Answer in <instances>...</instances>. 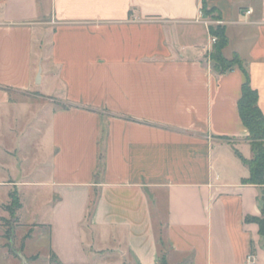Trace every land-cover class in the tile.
Returning a JSON list of instances; mask_svg holds the SVG:
<instances>
[{
  "label": "crops",
  "instance_id": "crops-1",
  "mask_svg": "<svg viewBox=\"0 0 264 264\" xmlns=\"http://www.w3.org/2000/svg\"><path fill=\"white\" fill-rule=\"evenodd\" d=\"M205 1L220 11L224 55L244 60L264 114V0ZM202 6L0 0V209L8 212L14 186L50 192L39 223L49 264H160L163 255L169 264H264L251 220L262 191L244 183L250 170L237 153L253 157L238 107L246 75L213 68V20ZM11 91L66 105L36 102L49 116L44 130L40 112L32 121L40 179L22 166L26 104ZM19 252L0 225V264H22Z\"/></svg>",
  "mask_w": 264,
  "mask_h": 264
},
{
  "label": "rangeland",
  "instance_id": "rangeland-1",
  "mask_svg": "<svg viewBox=\"0 0 264 264\" xmlns=\"http://www.w3.org/2000/svg\"><path fill=\"white\" fill-rule=\"evenodd\" d=\"M218 23V21L213 20L212 24L216 25ZM11 95L14 100L26 104V107L18 112L19 118L22 119L21 126L25 133L23 139L18 137L19 140H22L20 142L22 149L19 153L24 156L22 166L27 170L26 177L31 180L40 179L41 175L39 177V174L37 172L34 173V171L39 165L38 160L35 158H38L37 156H39L38 143L40 142L39 136L40 134L42 135V133L36 132L37 126L35 124L33 125L32 121L37 119V114L40 112V118L45 121L42 123L40 129L44 130L48 125L49 116L47 115V112L45 113L44 111L37 110L36 102L39 101L43 104L46 102H51L57 108L66 105L56 97H51L52 100H50V98H36L31 94H23L14 91H11ZM14 140L17 142V139ZM7 142L8 144L10 143V145L12 144L10 141ZM18 156L19 155L17 154V157ZM11 173L13 176L17 177L20 175L18 169L16 171L12 169ZM100 176L101 175H98V180L100 179ZM14 190L20 194L23 208L19 211V220H16V218L9 212H5L4 210L0 209V214L7 217L0 221L2 232L5 234L9 228L11 229V234L8 237L4 236V242L8 245V248L11 250V252L12 250H14V252H18L23 246L22 252L25 256H29L30 253L38 254L39 260L35 264H49L48 241L47 238L44 237L48 230L47 226L39 223L45 218L48 208L46 203L50 197V192L45 188L36 190L34 187H24L19 190L14 186L11 191ZM96 195L97 194L95 192L92 193L94 199ZM28 234H30V236H28ZM29 261L31 263L32 259H29Z\"/></svg>",
  "mask_w": 264,
  "mask_h": 264
},
{
  "label": "trees",
  "instance_id": "trees-1",
  "mask_svg": "<svg viewBox=\"0 0 264 264\" xmlns=\"http://www.w3.org/2000/svg\"><path fill=\"white\" fill-rule=\"evenodd\" d=\"M202 13L206 18H210L218 22L222 21L220 11L215 7L208 8L205 0H203ZM209 30L210 34L213 37H216V41L213 43L211 52L213 68L220 73H225L237 65L246 75V81L242 87V96L239 100L238 107L241 119L249 130L248 140L252 147L253 157L251 159H247L239 152L237 153L242 162L248 166L250 170V176L244 180V183L256 185L260 187L262 191L261 216L252 218L251 220L259 225L260 235L264 240V114L259 106V93L251 86L250 77L245 68L244 60L241 59L238 54H234L231 59L226 58L224 55V49L229 44L226 26L222 23H218L216 25L210 24ZM22 206L19 193L16 190L11 191L10 203L5 205V209L11 215L16 217V212L20 210ZM10 234L11 229L9 228L4 236L8 237ZM28 236H30V234H28ZM22 249L23 246L19 251L22 252ZM12 253L17 254L14 250H12ZM35 258L36 257H33L32 259ZM160 264H169L167 263L164 255L162 256Z\"/></svg>",
  "mask_w": 264,
  "mask_h": 264
},
{
  "label": "water",
  "instance_id": "water-1",
  "mask_svg": "<svg viewBox=\"0 0 264 264\" xmlns=\"http://www.w3.org/2000/svg\"><path fill=\"white\" fill-rule=\"evenodd\" d=\"M40 72H41V70H40ZM40 72H39L38 78H37V82L38 83L40 82V78H41V73ZM19 255H20L21 259H22V264H28V259L21 252H19Z\"/></svg>",
  "mask_w": 264,
  "mask_h": 264
},
{
  "label": "built area",
  "instance_id": "built-area-1",
  "mask_svg": "<svg viewBox=\"0 0 264 264\" xmlns=\"http://www.w3.org/2000/svg\"><path fill=\"white\" fill-rule=\"evenodd\" d=\"M251 12H252L251 9L247 11L248 14L251 13ZM219 23H221V21H220ZM212 41H213V43H214V42L216 41V37H212ZM248 260H249L250 263H253V262H254V258H253V256L250 255V256L248 257Z\"/></svg>",
  "mask_w": 264,
  "mask_h": 264
}]
</instances>
